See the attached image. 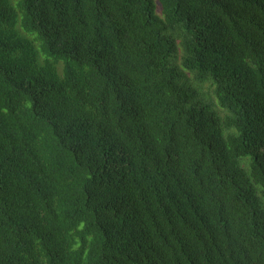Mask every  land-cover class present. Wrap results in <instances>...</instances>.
Masks as SVG:
<instances>
[{
  "label": "trees",
  "instance_id": "1",
  "mask_svg": "<svg viewBox=\"0 0 264 264\" xmlns=\"http://www.w3.org/2000/svg\"><path fill=\"white\" fill-rule=\"evenodd\" d=\"M0 264H264V0H0Z\"/></svg>",
  "mask_w": 264,
  "mask_h": 264
}]
</instances>
